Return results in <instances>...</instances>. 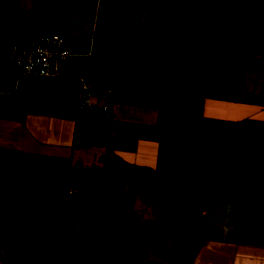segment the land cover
<instances>
[{
    "label": "crops",
    "instance_id": "0c3cea01",
    "mask_svg": "<svg viewBox=\"0 0 264 264\" xmlns=\"http://www.w3.org/2000/svg\"><path fill=\"white\" fill-rule=\"evenodd\" d=\"M29 29L65 77L5 68ZM0 264H264V0H0Z\"/></svg>",
    "mask_w": 264,
    "mask_h": 264
},
{
    "label": "built area",
    "instance_id": "2783aa9c",
    "mask_svg": "<svg viewBox=\"0 0 264 264\" xmlns=\"http://www.w3.org/2000/svg\"><path fill=\"white\" fill-rule=\"evenodd\" d=\"M70 45L71 40L67 36L37 29L25 30L10 39L4 54V66L18 77H65L66 62L72 55ZM79 84L77 108L80 112L93 116L112 114L115 85L83 78ZM74 193V188H68L70 202L74 201Z\"/></svg>",
    "mask_w": 264,
    "mask_h": 264
}]
</instances>
